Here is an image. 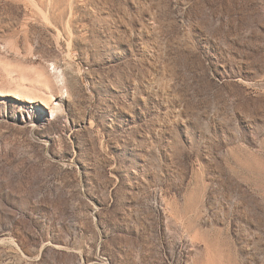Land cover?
Listing matches in <instances>:
<instances>
[{"label":"rangeland","instance_id":"374dc122","mask_svg":"<svg viewBox=\"0 0 264 264\" xmlns=\"http://www.w3.org/2000/svg\"><path fill=\"white\" fill-rule=\"evenodd\" d=\"M258 160L264 0H0V264H264Z\"/></svg>","mask_w":264,"mask_h":264},{"label":"bare ground","instance_id":"6f19581e","mask_svg":"<svg viewBox=\"0 0 264 264\" xmlns=\"http://www.w3.org/2000/svg\"><path fill=\"white\" fill-rule=\"evenodd\" d=\"M255 171L258 175V182L260 183V185H264V162L262 163L261 161L258 160L256 162ZM212 259L214 258L209 257L205 259V261H200V262H197L196 264H210L211 262H213L212 264H222L221 261L215 262V260H212Z\"/></svg>","mask_w":264,"mask_h":264}]
</instances>
